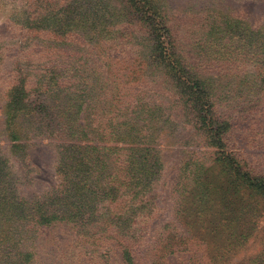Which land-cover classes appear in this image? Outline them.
Here are the masks:
<instances>
[{
	"label": "rangeland",
	"instance_id": "1",
	"mask_svg": "<svg viewBox=\"0 0 264 264\" xmlns=\"http://www.w3.org/2000/svg\"><path fill=\"white\" fill-rule=\"evenodd\" d=\"M23 45L29 63L17 62ZM0 49L3 197L40 217L70 171L38 122L16 120L23 138L9 139L3 97L18 63L30 82L60 67L77 145L113 161L125 197L108 238L0 221V264H125L138 228L152 245L186 237L170 264H264V196L248 188L264 178V0H0Z\"/></svg>",
	"mask_w": 264,
	"mask_h": 264
},
{
	"label": "trees",
	"instance_id": "2",
	"mask_svg": "<svg viewBox=\"0 0 264 264\" xmlns=\"http://www.w3.org/2000/svg\"><path fill=\"white\" fill-rule=\"evenodd\" d=\"M23 25H26V22ZM26 51L24 46L21 53L25 54L21 55L17 62H31ZM19 64L16 65L14 77L3 97L2 109L5 116V126L9 127L11 133L9 139L20 144L23 138L21 132L14 129V125L17 124L16 120L22 119L28 123L33 122V124L38 122L37 132L52 141L64 142L62 146L67 148L70 157L64 156L62 158L65 161L69 159V164L74 163L72 166L67 164V169L70 171L67 172L58 189L45 201V205L39 212L40 217L36 214L38 208L32 211L27 204L25 207L21 206L26 212L23 213L18 206L20 204L17 203L15 194L4 198L3 192H0L2 231L15 228V220L27 222V220L39 218L37 222L41 221L40 224L52 223L54 226L64 222L79 237L108 238L107 235L111 232L112 227L121 224L124 213L123 205H125L124 196L121 202L116 200L118 196L116 182L110 181L113 173L110 174L104 167L113 161L108 162V158H103L100 161L96 156L95 162H92L94 160L91 157L92 154L91 152L88 154L89 150L86 148H90L91 151L95 150V152L98 149L81 148L77 145L84 129L77 124L78 109L76 106H72L70 110L61 107L60 100L64 91V84L61 81L60 67H53L45 77L30 82L31 74H26L24 70L19 68ZM83 135L85 134L83 133ZM70 143L71 145L66 146ZM14 145L13 147L19 150L25 146L24 144L21 146ZM116 181L121 182V180ZM245 181L250 182V179L245 178ZM251 187L264 196V178L255 184L248 185V188ZM121 191L122 189L120 193ZM61 195L67 196L65 201L60 198ZM19 213L25 217L18 216ZM136 231L137 233H134L132 238L128 240L127 245H123L124 247L127 246L123 248L122 255L125 264H170L167 258L177 251H181L173 244V240L176 238L179 244L186 240V237L179 232L173 237L166 234L162 239L155 238L152 245L147 236L142 234L141 228L136 229ZM125 236L123 232L120 233L119 243L117 242L119 245ZM200 241L203 242V239Z\"/></svg>",
	"mask_w": 264,
	"mask_h": 264
}]
</instances>
